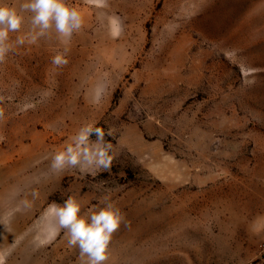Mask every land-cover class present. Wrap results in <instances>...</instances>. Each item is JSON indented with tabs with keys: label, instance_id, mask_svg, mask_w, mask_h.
<instances>
[{
	"label": "rangeland",
	"instance_id": "rangeland-1",
	"mask_svg": "<svg viewBox=\"0 0 264 264\" xmlns=\"http://www.w3.org/2000/svg\"><path fill=\"white\" fill-rule=\"evenodd\" d=\"M67 2L70 41L28 42L26 17L0 63L5 264H81L51 212L69 197L123 214L107 264H264V0ZM85 125L111 168L53 172Z\"/></svg>",
	"mask_w": 264,
	"mask_h": 264
},
{
	"label": "clouds",
	"instance_id": "clouds-1",
	"mask_svg": "<svg viewBox=\"0 0 264 264\" xmlns=\"http://www.w3.org/2000/svg\"><path fill=\"white\" fill-rule=\"evenodd\" d=\"M89 4L106 6V0H88ZM30 25L26 34L28 42L35 44L38 39L48 37L53 31L57 39L71 40L81 30L83 16L67 0H22L18 6L0 2V63L5 62L9 53L26 42L25 36L12 39V33H19L25 24ZM68 49L52 57V64L61 67L68 63ZM96 139L92 140L91 137ZM112 132L92 125L82 126L70 138V142L51 157L53 172L78 169L82 173L111 168L114 156L112 143L105 139ZM102 207L88 215L81 214V205L69 197L62 205H53L59 229L65 232L70 247L77 248L81 264H107L113 235L125 223L120 209L111 202L102 201ZM126 226V225H125ZM6 255L0 253V264H5Z\"/></svg>",
	"mask_w": 264,
	"mask_h": 264
},
{
	"label": "built area",
	"instance_id": "built-area-1",
	"mask_svg": "<svg viewBox=\"0 0 264 264\" xmlns=\"http://www.w3.org/2000/svg\"><path fill=\"white\" fill-rule=\"evenodd\" d=\"M263 255H264V245H263Z\"/></svg>",
	"mask_w": 264,
	"mask_h": 264
}]
</instances>
